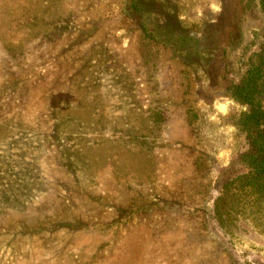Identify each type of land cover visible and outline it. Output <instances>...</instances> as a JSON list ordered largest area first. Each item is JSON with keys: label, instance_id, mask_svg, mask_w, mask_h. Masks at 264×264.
Segmentation results:
<instances>
[{"label": "rangeland", "instance_id": "rangeland-1", "mask_svg": "<svg viewBox=\"0 0 264 264\" xmlns=\"http://www.w3.org/2000/svg\"><path fill=\"white\" fill-rule=\"evenodd\" d=\"M139 1L144 35L121 0H0V264H264L212 212L258 0Z\"/></svg>", "mask_w": 264, "mask_h": 264}, {"label": "trees", "instance_id": "trees-1", "mask_svg": "<svg viewBox=\"0 0 264 264\" xmlns=\"http://www.w3.org/2000/svg\"><path fill=\"white\" fill-rule=\"evenodd\" d=\"M123 17L136 27L141 35L146 29L145 14L139 0H121ZM264 17V0H258ZM231 99L243 108L235 126L244 137L246 149L239 161L247 172L225 184L212 202L215 222L223 227L232 215L245 220L264 236V45L252 54L247 69L237 84L228 88Z\"/></svg>", "mask_w": 264, "mask_h": 264}]
</instances>
